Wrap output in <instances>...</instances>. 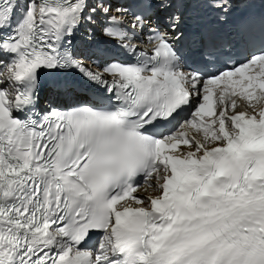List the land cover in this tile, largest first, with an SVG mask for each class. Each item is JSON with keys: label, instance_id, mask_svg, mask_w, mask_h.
Listing matches in <instances>:
<instances>
[{"label": "snow or ice", "instance_id": "snow-or-ice-1", "mask_svg": "<svg viewBox=\"0 0 264 264\" xmlns=\"http://www.w3.org/2000/svg\"><path fill=\"white\" fill-rule=\"evenodd\" d=\"M0 264H264V0H0Z\"/></svg>", "mask_w": 264, "mask_h": 264}]
</instances>
